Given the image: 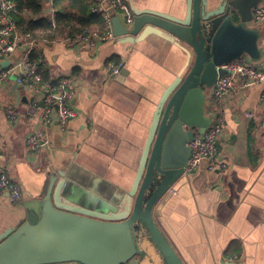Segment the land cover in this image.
<instances>
[{
  "label": "crops",
  "instance_id": "crops-1",
  "mask_svg": "<svg viewBox=\"0 0 264 264\" xmlns=\"http://www.w3.org/2000/svg\"><path fill=\"white\" fill-rule=\"evenodd\" d=\"M186 1L125 0V4L131 13L151 10L181 18ZM220 1L209 0V9ZM43 15L52 21L50 1L44 2ZM248 27L259 32L260 57L245 60L262 68L264 27L254 23ZM64 40L29 41L33 46L24 43L5 60L16 71L23 70L17 66L32 46L51 79L72 83L76 116L64 126L53 119L43 145L27 152L26 139L40 129L39 116L27 115L31 92L17 87L13 78L0 88V164L23 192L13 203L0 191V235L26 220L28 205L40 200L52 174L70 176L80 196L93 203L129 191L156 106L186 61L175 44L156 35L134 44L116 38L96 42L94 49ZM115 61L123 62L118 74L112 72ZM263 87L262 82L252 84L222 107L225 124L216 155L227 168L209 172L200 165L154 206V221L183 264H264V109L259 102ZM204 94L207 117L215 109L207 102L210 89ZM9 109L15 113L12 122L7 118Z\"/></svg>",
  "mask_w": 264,
  "mask_h": 264
},
{
  "label": "water",
  "instance_id": "water-1",
  "mask_svg": "<svg viewBox=\"0 0 264 264\" xmlns=\"http://www.w3.org/2000/svg\"><path fill=\"white\" fill-rule=\"evenodd\" d=\"M262 1L221 0L209 9V0H187L181 18L132 9L131 27L112 17L119 42L156 35L175 44L186 59L156 106L132 186L120 197L93 203L80 196L70 176L52 174L40 200L28 205L26 220L0 235V264H183L154 221L153 209L192 173L185 172L188 143L193 129L203 134L210 124L204 92L222 74L217 68L260 57L259 32L248 25Z\"/></svg>",
  "mask_w": 264,
  "mask_h": 264
},
{
  "label": "built area",
  "instance_id": "built-area-1",
  "mask_svg": "<svg viewBox=\"0 0 264 264\" xmlns=\"http://www.w3.org/2000/svg\"><path fill=\"white\" fill-rule=\"evenodd\" d=\"M93 6L91 13L103 18L106 31L103 35L93 34L81 35L66 38L64 41L70 45H83L88 49H94L97 43H107L115 39L112 33L111 17L112 14L118 16L125 26H131L133 15L125 4V0H91ZM106 3L104 8L101 4ZM15 4L11 0H0V64L11 59L12 55L19 51L22 44L33 46L32 42L26 40V37L20 35L15 28V24L10 19V14L14 11ZM253 19L251 24L262 25L264 27V2L259 3L253 10ZM32 46L27 49L23 62L17 67L23 70L16 71L12 66L0 70V88L10 78L14 79L17 87H23L31 92V99L28 102L27 115L29 118L39 116L40 129L32 133L25 142L26 151H37L45 141V131L53 121L64 126L76 116V112L71 106V100L74 97L72 83L63 79L56 84L41 83V76L37 72L34 64L28 61V55ZM123 67V62H119L112 68L113 74H118ZM222 74L217 76L216 82L210 89L207 102H211L209 108H214V114H207L210 124L205 128L203 134L197 129L192 130V140L188 143L190 148V157L187 162L185 172L189 173L196 170L204 164L209 172H222L227 168V164L221 161L217 153V139L224 129L223 105L231 97L236 96L243 89L252 84L262 82L264 85V67L258 68L242 57L228 64H223L217 68ZM236 84L237 87L234 85ZM259 102L264 109V87L260 93ZM38 103H42L40 109ZM7 118L10 122L15 119V113L9 109ZM0 191L8 193L11 202L17 203L21 200L23 192L17 181L12 179L6 169L0 164ZM125 264H133L132 261Z\"/></svg>",
  "mask_w": 264,
  "mask_h": 264
},
{
  "label": "trees",
  "instance_id": "trees-1",
  "mask_svg": "<svg viewBox=\"0 0 264 264\" xmlns=\"http://www.w3.org/2000/svg\"><path fill=\"white\" fill-rule=\"evenodd\" d=\"M15 4L10 19L16 31L27 41H53L66 39L86 33L103 35L106 31L101 16L91 13V0H11ZM50 1L53 10L52 21L43 15V4ZM30 64H34L41 76V83L56 84L48 76L40 56L35 50L28 55ZM116 62V61H115ZM115 64H118L116 62Z\"/></svg>",
  "mask_w": 264,
  "mask_h": 264
},
{
  "label": "rangeland",
  "instance_id": "rangeland-1",
  "mask_svg": "<svg viewBox=\"0 0 264 264\" xmlns=\"http://www.w3.org/2000/svg\"><path fill=\"white\" fill-rule=\"evenodd\" d=\"M209 92V90L207 91V93Z\"/></svg>",
  "mask_w": 264,
  "mask_h": 264
}]
</instances>
